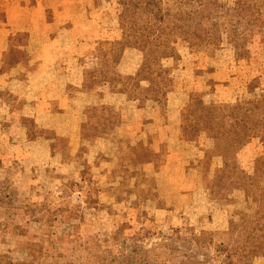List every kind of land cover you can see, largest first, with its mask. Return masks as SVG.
Listing matches in <instances>:
<instances>
[{
    "label": "rangeland",
    "instance_id": "obj_1",
    "mask_svg": "<svg viewBox=\"0 0 264 264\" xmlns=\"http://www.w3.org/2000/svg\"><path fill=\"white\" fill-rule=\"evenodd\" d=\"M0 0V264H264V0Z\"/></svg>",
    "mask_w": 264,
    "mask_h": 264
},
{
    "label": "trees",
    "instance_id": "obj_2",
    "mask_svg": "<svg viewBox=\"0 0 264 264\" xmlns=\"http://www.w3.org/2000/svg\"><path fill=\"white\" fill-rule=\"evenodd\" d=\"M200 5H203V7H206L207 6V3L205 2H202V0H200Z\"/></svg>",
    "mask_w": 264,
    "mask_h": 264
}]
</instances>
